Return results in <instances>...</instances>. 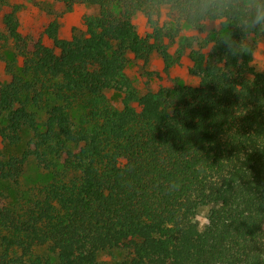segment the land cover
Segmentation results:
<instances>
[{"label": "trees", "instance_id": "16d2710c", "mask_svg": "<svg viewBox=\"0 0 264 264\" xmlns=\"http://www.w3.org/2000/svg\"><path fill=\"white\" fill-rule=\"evenodd\" d=\"M56 1L99 13L70 39L58 37L55 18L42 38L20 32L18 7L1 15L0 37L22 69L9 65L0 80V139L31 137L21 155L0 148V179L19 184L28 157L52 178L19 208L0 192V264H98L110 251L122 253L119 264H264V70L251 64L264 34L233 56L211 29L191 55L196 86L138 95L126 55L167 62L164 38L178 30L140 35L134 0ZM111 90L122 94L119 108ZM172 181L180 187L170 193ZM203 205L210 226L198 231L188 218ZM38 246L49 255H34Z\"/></svg>", "mask_w": 264, "mask_h": 264}, {"label": "rangeland", "instance_id": "374dc122", "mask_svg": "<svg viewBox=\"0 0 264 264\" xmlns=\"http://www.w3.org/2000/svg\"><path fill=\"white\" fill-rule=\"evenodd\" d=\"M0 35H5V30L1 24L2 14L12 7H18L16 16L19 20V30L21 33L42 37L44 28L52 19H56L58 28V37L70 39L72 36H81L85 34L84 18L88 15H97L99 13L97 6L87 4H75L71 10H66L65 6L56 0H0ZM140 13L135 15L133 22L140 35L145 36L148 31L142 26V20L139 19ZM200 43L205 37V32L200 34ZM195 35L189 36L183 29H179L174 38H164L167 44L169 59L167 62L157 53H151L147 59H137L130 53L126 55V64L124 72L131 81L138 95L148 91H157L161 86L172 87L174 85L196 86L198 78L189 72L192 64L191 55L196 51L197 46L194 41ZM255 50L253 54L252 66L257 71L264 69V35L255 41ZM199 43V44H200ZM14 67L16 73L22 69V59L14 55V48L11 41H5L0 37V80L7 82L9 73L6 71L8 66ZM109 101L117 108L121 106L122 94L118 91H108ZM40 121H45L44 112H38ZM73 119H77L78 111L71 110ZM31 137L29 131H23L21 139L17 144L6 146L2 145L0 139V148L6 154L21 155L25 150L26 144ZM52 178L51 171L45 169L34 157H28L23 165L20 183L17 185L9 181L0 179V192L12 206L19 208L25 200L32 198L41 188L49 184ZM207 206L210 209L211 205ZM34 255L48 256L47 249L44 246L34 248ZM122 259V253L119 251H110L98 255V264H119Z\"/></svg>", "mask_w": 264, "mask_h": 264}, {"label": "clouds", "instance_id": "9594fccd", "mask_svg": "<svg viewBox=\"0 0 264 264\" xmlns=\"http://www.w3.org/2000/svg\"><path fill=\"white\" fill-rule=\"evenodd\" d=\"M137 12L146 31H174L182 28L189 36L197 37L194 41L197 46L201 33L216 29L219 43L233 56L245 53L244 47L257 31L264 34V0H134L129 14L135 15ZM229 25L243 34L241 40L233 39ZM215 46L206 45V53ZM215 183L219 185V178ZM179 187L178 182L172 181L168 190L171 193ZM209 211L207 206H201L194 216L188 218V222L195 224L198 231H204L210 226Z\"/></svg>", "mask_w": 264, "mask_h": 264}]
</instances>
